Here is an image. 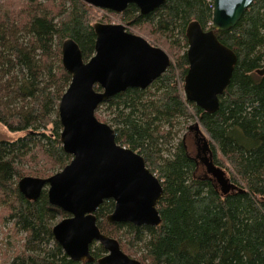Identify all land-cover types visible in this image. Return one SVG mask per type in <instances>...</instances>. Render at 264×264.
I'll list each match as a JSON object with an SVG mask.
<instances>
[{
    "label": "trees",
    "instance_id": "obj_1",
    "mask_svg": "<svg viewBox=\"0 0 264 264\" xmlns=\"http://www.w3.org/2000/svg\"><path fill=\"white\" fill-rule=\"evenodd\" d=\"M96 13L82 0H0V123L25 133L0 142V219L24 233L9 264H98L105 253L92 243L93 262L70 259L52 236L54 219L68 214L49 204L46 191L31 201L17 188L20 178L49 177L71 159L60 142L57 108L71 78L61 64V44L71 38L88 60ZM118 15L172 59L148 87L127 88L99 105L112 116L116 142L142 155L160 180L161 223H109L114 203L106 199L95 211L98 228L141 262L264 264V75L256 73L264 65V0H254L234 27L216 32L237 62L213 113L181 95L185 31L192 21L211 27L212 0H166L143 15L129 4ZM191 117L202 130L188 127L200 155L210 152L236 189L222 192L185 141L173 144L178 121Z\"/></svg>",
    "mask_w": 264,
    "mask_h": 264
},
{
    "label": "water",
    "instance_id": "obj_2",
    "mask_svg": "<svg viewBox=\"0 0 264 264\" xmlns=\"http://www.w3.org/2000/svg\"><path fill=\"white\" fill-rule=\"evenodd\" d=\"M88 5L121 13L134 4L140 14H148L166 0H82ZM254 0H212L211 27L203 29L196 21L188 24L187 72L183 95L205 112L219 107L237 62L236 54L221 43L216 32L235 26ZM94 53L83 60L81 50L71 38L61 44V64L70 82L58 103L60 142L70 161L49 177L24 176L17 182L19 192L34 201L47 186L50 205L66 212L52 226L54 241L64 254L78 262H93L92 243L105 253L98 264H154L127 255L119 242L102 233L95 211L106 199L114 203L106 216L109 223L157 227L161 223L157 205L163 188L158 177L145 164L142 155L116 142L114 129L95 116L97 107L127 88L144 89L166 72L169 54L122 24H93ZM264 75V65L256 70ZM96 86L100 90H96ZM195 129L202 135L197 123ZM203 163L222 192L236 189L225 171L203 151Z\"/></svg>",
    "mask_w": 264,
    "mask_h": 264
},
{
    "label": "rangeland",
    "instance_id": "obj_3",
    "mask_svg": "<svg viewBox=\"0 0 264 264\" xmlns=\"http://www.w3.org/2000/svg\"><path fill=\"white\" fill-rule=\"evenodd\" d=\"M94 10L97 12L96 13L97 18L95 19L96 21H94L95 23L101 22L105 24H122L125 26L127 31L143 36L139 32L140 30L137 27H135L134 25H130L123 18H121L120 15H118L120 13H115V12H112L106 9H99L96 7H94ZM153 44L154 45L156 44L155 46L160 47L157 43H153ZM171 62H172V59H171ZM181 95L183 96L182 91H181ZM95 116L97 117L99 121L107 123L108 125L111 126L110 120L112 116L109 112H107L104 109V107L102 106L97 107L95 111ZM195 123H197V121L194 117L187 118V119L180 118L177 126L175 127L177 134L173 141V144H175L185 139L184 141L187 144V147L189 148V151L193 156H196V152H197L196 147H195L194 132L193 130H189L188 127L191 125H194ZM24 134H25L24 132H11L4 125L0 123V142L1 141H15L18 138L23 137ZM164 154L166 155L167 152H164ZM61 169L54 171V173L59 172ZM226 174H227V177H229V174L228 173ZM46 189H47V186L44 188V191H46ZM61 219H62L61 217H56L54 221L52 222V224L54 225L58 223ZM23 236H24V233L13 230L12 221L7 220L6 218H3V220L0 219V264H9L11 260L13 259V257L15 256V254L18 251H20V249H22ZM131 257L138 259L136 256H131Z\"/></svg>",
    "mask_w": 264,
    "mask_h": 264
},
{
    "label": "flooded vegetation",
    "instance_id": "obj_4",
    "mask_svg": "<svg viewBox=\"0 0 264 264\" xmlns=\"http://www.w3.org/2000/svg\"><path fill=\"white\" fill-rule=\"evenodd\" d=\"M150 43H151V42H150ZM182 88H183V87H182ZM182 92H183V89H182ZM194 139H195V136H194ZM184 140H185V139H183V141H184ZM195 147H196V150H197V153H196V156H195V157L198 159L196 162H199V163L202 164V163H203L202 158H203L204 155L201 156V155H200V152H199V148H198L197 146H195ZM206 154L209 155L208 152H207ZM201 166H204V164L201 165Z\"/></svg>",
    "mask_w": 264,
    "mask_h": 264
}]
</instances>
